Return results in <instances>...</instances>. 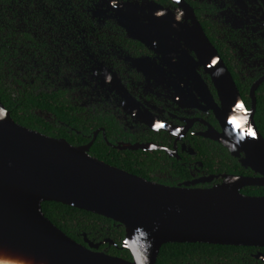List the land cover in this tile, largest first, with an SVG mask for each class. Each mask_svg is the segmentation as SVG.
Returning a JSON list of instances; mask_svg holds the SVG:
<instances>
[{"label":"flooded vegetation","instance_id":"1","mask_svg":"<svg viewBox=\"0 0 264 264\" xmlns=\"http://www.w3.org/2000/svg\"><path fill=\"white\" fill-rule=\"evenodd\" d=\"M194 21L246 108L254 104L264 136V0H0V101L18 124L88 147L101 161H141L150 181L173 180L163 167L176 160L189 169L184 182L219 175L194 185L213 186L224 173L207 174L189 150L198 139L216 142L202 134L221 127L197 78L176 72L189 48L167 39L168 27L170 37H188ZM142 24L152 37L146 43L134 36H145ZM87 240L101 242L98 250L106 244ZM227 246L185 264H264L262 246Z\"/></svg>","mask_w":264,"mask_h":264},{"label":"water","instance_id":"2","mask_svg":"<svg viewBox=\"0 0 264 264\" xmlns=\"http://www.w3.org/2000/svg\"><path fill=\"white\" fill-rule=\"evenodd\" d=\"M124 25L130 30L129 24ZM141 28L145 36H134L146 43L152 37L146 35L144 24ZM168 31V40L183 39L195 52L194 58L190 51L182 53L188 59L176 72L197 78L221 127L220 131L211 127L202 135L222 144L254 175L224 173L222 181L210 187L194 185L212 182L219 175L175 186L153 182L93 157L88 147L18 124L0 101V264H156L166 243L264 247V195L241 192L245 187H264V136L255 123L254 104L251 110L246 108L232 74L199 23L194 21L188 37H170ZM201 69L209 76L217 100ZM44 201L61 202L124 225L122 248L130 251L132 259L98 250L101 242L75 241L45 216ZM103 242L116 244L111 239Z\"/></svg>","mask_w":264,"mask_h":264},{"label":"trees","instance_id":"3","mask_svg":"<svg viewBox=\"0 0 264 264\" xmlns=\"http://www.w3.org/2000/svg\"><path fill=\"white\" fill-rule=\"evenodd\" d=\"M11 116L15 122H18V118L14 113H11ZM256 124H258L257 119ZM194 148L197 154L196 158L203 162V169L207 174L228 173L245 176L254 175L250 169L241 166L238 159L231 156L229 151L218 142L210 143V140L198 139ZM96 158L99 159V156ZM135 159L138 163L140 157H135ZM103 160L112 166L127 170L132 174L150 180L145 173V166H141L140 164L141 161L138 165L136 163V167L132 166V168L127 165H122L125 164V160L127 159H118V162L122 164L111 162L108 159ZM143 160L149 161L153 168L156 166L163 167L158 160L150 158ZM163 168L168 170L174 176V179H168V181L161 180L159 183L175 186L190 178L188 167L176 160L174 164L170 162L166 163ZM241 192L247 195L261 196L264 195V187H245ZM42 208L45 216L75 241L87 245L84 237L95 242L108 238L116 244L109 245L106 243L103 246L104 249L101 248L100 250H105L110 255L122 257L127 260L132 259L130 251L122 248V241L125 236L124 225L105 216L57 201H44ZM229 248L231 247L227 245L208 243H166L160 249L156 264H185L187 261L192 263L195 255L210 256V253L214 254L215 252Z\"/></svg>","mask_w":264,"mask_h":264},{"label":"snow or ice","instance_id":"4","mask_svg":"<svg viewBox=\"0 0 264 264\" xmlns=\"http://www.w3.org/2000/svg\"><path fill=\"white\" fill-rule=\"evenodd\" d=\"M251 135H255V133H250Z\"/></svg>","mask_w":264,"mask_h":264},{"label":"bare ground","instance_id":"5","mask_svg":"<svg viewBox=\"0 0 264 264\" xmlns=\"http://www.w3.org/2000/svg\"><path fill=\"white\" fill-rule=\"evenodd\" d=\"M135 31V30H134ZM139 32V31H138ZM210 97V96H209Z\"/></svg>","mask_w":264,"mask_h":264}]
</instances>
